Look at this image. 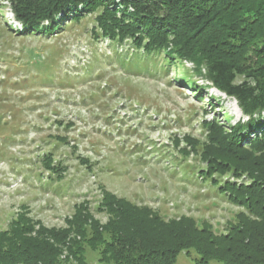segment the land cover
Segmentation results:
<instances>
[{
	"label": "rangeland",
	"instance_id": "1",
	"mask_svg": "<svg viewBox=\"0 0 264 264\" xmlns=\"http://www.w3.org/2000/svg\"><path fill=\"white\" fill-rule=\"evenodd\" d=\"M95 19L69 21L53 36L25 34L10 6L0 5V231L23 213L47 229L72 231L62 264H101L106 246L87 244L68 223L82 205L105 226L109 196L226 235L241 209L221 186L250 179L217 170L206 176L207 159L217 156L207 145L216 127L209 126L223 125L226 134L248 116L213 87L205 68L196 74L187 60L146 58L132 41L103 36ZM48 154L60 172L44 167ZM198 258L191 249L176 264Z\"/></svg>",
	"mask_w": 264,
	"mask_h": 264
},
{
	"label": "trees",
	"instance_id": "2",
	"mask_svg": "<svg viewBox=\"0 0 264 264\" xmlns=\"http://www.w3.org/2000/svg\"><path fill=\"white\" fill-rule=\"evenodd\" d=\"M5 3L25 34L53 36L65 23L95 14L103 36L132 41L146 58L164 54L167 65L187 60L196 74L205 68L213 87L248 116L226 134L223 125L209 126L216 127L207 145L217 156L207 159L206 176L217 170L250 179L221 186L241 209L226 235L191 218L166 222L148 208L107 196L108 224L96 225L82 205L68 223L87 244L106 246L100 263L176 264L180 253L194 249L195 264H264V0H0ZM194 92L202 100L204 91ZM244 152L252 159L239 160ZM52 160L45 155L44 167L60 172ZM71 232L47 229L20 213L0 231V264H62L61 247Z\"/></svg>",
	"mask_w": 264,
	"mask_h": 264
}]
</instances>
